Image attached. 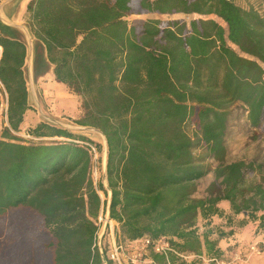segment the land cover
Masks as SVG:
<instances>
[{"label":"trees","instance_id":"16d2710c","mask_svg":"<svg viewBox=\"0 0 264 264\" xmlns=\"http://www.w3.org/2000/svg\"><path fill=\"white\" fill-rule=\"evenodd\" d=\"M135 5L151 14L200 17L136 25L126 19ZM27 13L35 74L52 67L56 80L81 97L76 124L107 140L110 203L103 181L92 178L88 150L75 142L94 140L46 121L29 129L36 140L16 135L32 108L28 46L19 28L0 19V107L7 102L0 218L21 208L36 213L52 239L50 264H104L96 238L107 211L120 242L167 237L198 255L221 252L209 235L202 241L197 222L199 215L222 216L223 201L233 215H244L242 225L258 221L264 231V182L250 179L258 167L228 161L225 145L233 104L245 107L251 127L264 120V3L30 0ZM212 171L207 195L196 197L197 181ZM151 257L166 264L175 254Z\"/></svg>","mask_w":264,"mask_h":264},{"label":"rangeland","instance_id":"374dc122","mask_svg":"<svg viewBox=\"0 0 264 264\" xmlns=\"http://www.w3.org/2000/svg\"><path fill=\"white\" fill-rule=\"evenodd\" d=\"M243 7L254 5L261 8L264 0H236ZM30 0H2L0 2V19L4 24L19 28L25 37L28 46L26 59V76L30 92L31 110L26 114L22 129L18 135L26 141L36 140L29 135L28 131L41 121H46L54 125L68 128L75 133L83 134L99 144V158L96 162V172L92 167L91 175L95 182L103 181L104 173V138L95 129L76 124V119L81 113V97L71 92L63 83L55 79L54 73L49 69H40L34 72V39L31 36L28 26L27 4ZM192 17H200L198 14L186 16L183 14L160 15L151 14L138 6H134L131 14L126 19L131 24L141 25L148 18H159L163 22L175 19H185L189 21ZM220 21V20H219ZM224 26L226 24L221 22ZM1 56V51H0ZM44 75V89L39 81ZM0 107V132L7 125L6 105L3 98ZM72 111H76L74 114ZM190 131L194 129L189 127ZM50 140V139H47ZM225 145L227 148V160L253 161L258 167V171L251 174L250 179H257L264 182V120L262 125L253 128L248 124L246 109L241 104H233L229 110V118L225 133ZM214 167L217 163L214 159L208 160ZM263 177V179H262ZM214 180L213 171L197 181L196 197H205L207 188ZM107 184V179L105 180ZM108 185V184H107ZM109 191V190H108ZM104 197V194L101 193ZM229 205L227 204V208ZM223 212L226 209H223ZM222 216L215 215L203 218L198 217L197 231L204 241L203 236L209 235V239L217 243V248L221 252L210 255L204 249L202 255L191 252H184L188 258L175 255L170 259L171 264H262L264 262V231H258V221H249L242 225L244 215H233L232 209ZM106 215V214H105ZM102 221H97L99 233H103V241L106 242L111 232V224L106 222V217ZM113 221V220H112ZM115 230L118 232V224L113 221ZM44 231V232H43ZM123 240L122 237L117 238ZM174 241L181 243V240L174 238ZM52 239L43 229L41 218L27 208L9 211L0 218V264L4 262L8 255H14L13 264H28L30 261L37 264H50V249L48 245ZM24 244V245H23ZM46 247V252L42 246ZM174 246V245H173ZM108 247V246H107ZM179 252H183L179 247L174 246ZM217 255V256H216ZM212 257H216L213 262Z\"/></svg>","mask_w":264,"mask_h":264},{"label":"built area","instance_id":"2783aa9c","mask_svg":"<svg viewBox=\"0 0 264 264\" xmlns=\"http://www.w3.org/2000/svg\"><path fill=\"white\" fill-rule=\"evenodd\" d=\"M1 48V47H0ZM7 112V105L6 110ZM78 145L86 148L91 156L92 167H94V171L96 172V162L99 158V150L97 145L91 141H75ZM106 222L111 224V232L109 233V238L107 241L108 251L107 257L103 251V233H99L96 238V244L100 249V252L104 253L106 260L103 261L104 264H157L152 260L151 254L158 253L161 255H165L167 258L171 254H175L182 258H188L184 252H179L175 249V247L170 242V239L167 237H162L159 239H152L149 236H145L138 240H133L129 242H120L117 239L115 233V227L113 221L107 217L106 212ZM104 219V215L100 214L99 221ZM169 259V258H168ZM213 261L217 259L213 258ZM166 264H171L168 260ZM225 264V263H220Z\"/></svg>","mask_w":264,"mask_h":264},{"label":"water","instance_id":"95a60500","mask_svg":"<svg viewBox=\"0 0 264 264\" xmlns=\"http://www.w3.org/2000/svg\"><path fill=\"white\" fill-rule=\"evenodd\" d=\"M87 128L95 129L96 131L100 132L103 135V137H104V153H105L106 156L104 157V161H103L104 162L103 183L105 184L106 188L109 190V193H110V188L108 187V185L105 182V180L107 179V140H106V137L104 136V134L100 130H98L96 128L89 127V126H87ZM108 200H109V203H110L111 193L109 194ZM107 217L109 218V211H107ZM101 255H102L103 261H105L106 258H105L104 253L102 252Z\"/></svg>","mask_w":264,"mask_h":264},{"label":"crops","instance_id":"0c3cea01","mask_svg":"<svg viewBox=\"0 0 264 264\" xmlns=\"http://www.w3.org/2000/svg\"><path fill=\"white\" fill-rule=\"evenodd\" d=\"M0 51H2V48L0 49ZM51 70L53 71V68H51ZM53 73H54V71H53ZM54 76H55V74H54ZM56 79V78H55ZM38 82H40V85L44 88V89H48V88H46V86H45V78H44V75H42V76H40V78H39V81ZM65 85V84H64ZM66 86V85H65ZM74 114H76V111H72ZM81 116V113H79V116L78 117H80ZM227 202L226 201H223V202H221L220 204H219V207L220 208H223V209H226L227 208ZM225 213H229L230 211H229V208L228 209H226L225 211H224ZM262 264H264V262L262 263Z\"/></svg>","mask_w":264,"mask_h":264},{"label":"bare ground","instance_id":"6f19581e","mask_svg":"<svg viewBox=\"0 0 264 264\" xmlns=\"http://www.w3.org/2000/svg\"><path fill=\"white\" fill-rule=\"evenodd\" d=\"M1 49V48H0ZM100 133V132H99ZM101 136L103 137V135L101 134ZM104 138V137H103ZM106 155H105V153H104V157H105Z\"/></svg>","mask_w":264,"mask_h":264}]
</instances>
